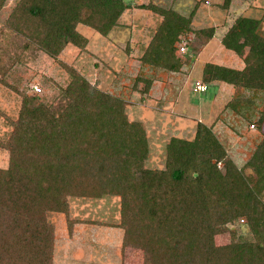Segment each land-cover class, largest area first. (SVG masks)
Returning <instances> with one entry per match:
<instances>
[{
  "label": "trees",
  "instance_id": "obj_1",
  "mask_svg": "<svg viewBox=\"0 0 264 264\" xmlns=\"http://www.w3.org/2000/svg\"><path fill=\"white\" fill-rule=\"evenodd\" d=\"M130 7L125 0H17L6 25L25 38L24 47L56 58L68 43L84 48L78 23L105 36ZM136 7L160 16L140 62L181 70L185 55L175 43L192 32L193 11L185 15L152 0ZM261 24V17L238 15L221 38L236 54L247 51L241 69L213 62L202 67L201 82L234 86L225 106L242 117L255 95L264 98ZM60 64L70 76L60 86L65 102L51 109L50 102L21 92L18 117L7 140H0L9 153L8 165L0 167V264H51L53 226L46 212H65L67 195L102 194L119 195L122 245L140 250L142 264H264V137L237 166L212 126L197 122L191 139L169 138L163 168L145 167V130L128 119L124 99ZM145 81L148 89L151 81ZM256 122H264V99ZM236 220L248 235L217 244L215 235Z\"/></svg>",
  "mask_w": 264,
  "mask_h": 264
},
{
  "label": "rangeland",
  "instance_id": "obj_2",
  "mask_svg": "<svg viewBox=\"0 0 264 264\" xmlns=\"http://www.w3.org/2000/svg\"><path fill=\"white\" fill-rule=\"evenodd\" d=\"M16 1L5 0L0 7L1 141L5 142L7 140L13 122L18 117L22 102L21 92H24L26 97L34 96L40 100L50 102L51 109H56L58 105L65 102L66 98L61 93L60 86L64 87L70 76L60 62L73 65L90 83L124 99V110L128 119L139 121L145 130L148 145L147 156L144 160L145 167L154 169L164 167L165 145L171 136L177 135L188 139L193 137L196 129V117L198 116L196 111L186 108L185 102L203 98L211 94L214 89L209 87L204 92L193 91L195 78H199L194 77V75H197L194 67L192 73L182 71L180 75L170 74L166 78L162 75L166 71L154 69L140 62L139 57L160 20V16L150 10L136 7L138 2L145 3L149 0H125L131 3V7L124 10L118 19L117 26H114L105 36L99 34L90 26L78 23L76 25L77 31L87 38L84 48L80 49L68 43L56 58L33 46L24 47L25 38L8 28L6 18ZM152 1L164 7L179 8L177 10L185 15H189L193 11L192 31H195L199 26L214 27L217 22H220L218 20L224 17V8H228V6L223 5L224 0ZM246 1L250 2V8L253 11L251 15L259 16V11L264 13V0ZM237 2L233 4V8L230 7L232 9L228 12L227 23L230 22L229 19L233 21L238 16ZM249 11L245 13H249ZM261 26L264 31V24H261ZM184 37L186 38L188 51L186 54H182L185 56L181 58L187 64L189 63V55L193 53L197 36L194 33L193 35L187 33ZM178 45L179 41L175 43V47H178ZM191 46H193V49H190ZM223 49L228 55H236L230 50ZM146 79L151 81L148 89H145ZM158 79L175 83L174 91L176 94L174 95L168 91L165 97V94L162 93L164 89L161 91L157 83L153 85L155 80ZM34 85H37L40 90H36ZM178 96L184 104L179 105V107L175 105L172 107V102L174 103ZM255 98V104L251 106L249 111H244L246 113L245 117L237 114L236 118H228L230 122L226 119V125L221 124L222 128L220 130H223L222 133L213 129L237 166L244 163V159L248 158L258 141L264 137V122L259 127L256 122L264 98L262 93L255 95ZM225 99V95H222L216 105L213 104L215 113L217 111L219 114L224 113L223 103ZM179 116L183 119L178 118ZM251 124H254V126H251ZM8 156V150L0 145V167L8 165ZM218 166L220 169H224L221 163H218ZM66 201L67 210L65 212H46V219L53 226V245L54 238L57 234H60L61 227L65 232L67 228L68 235L72 234V225L76 220L87 224L84 229H90L91 224L102 225V229L107 232L121 231V235H119L121 240L118 235H116V243L110 239V242L107 240L102 241L100 238H97V241L93 238L94 242L90 238L88 241L89 246L91 244L97 246V249L103 250V255H100V251L94 248L97 256H100L96 264H142L140 250L123 247L122 245L123 229L118 226L120 223L119 195H67ZM68 221L72 223L68 224ZM247 235L248 232L242 220H236L229 223L225 230L216 234L214 240L217 244H221ZM101 241L102 243H100ZM97 242L101 246L96 245ZM87 257L86 254L84 256L86 264H88ZM89 261L92 262L90 257ZM72 262L70 260L65 264H84L79 261ZM51 264H62L59 259L57 260L53 256V252Z\"/></svg>",
  "mask_w": 264,
  "mask_h": 264
},
{
  "label": "crops",
  "instance_id": "obj_3",
  "mask_svg": "<svg viewBox=\"0 0 264 264\" xmlns=\"http://www.w3.org/2000/svg\"><path fill=\"white\" fill-rule=\"evenodd\" d=\"M237 1H239V2H237ZM236 2L238 5V15H246V16H251V17H256V18L261 17L262 18V24H264V13L259 11L258 12L259 16L251 15L253 13V11H251L252 9L250 8L251 7L250 2L248 3L246 0H231L228 8H224V10H223L224 11V14H223L224 17L223 18L226 17L225 20H223V18L221 20H218L220 22H217L216 25H214V27H213L214 32H213L212 36L211 37H205L204 35H200V36L196 37L197 40L195 42V47L193 49V53H192V55H189V57H190L188 59L189 63L184 64V66L179 71H171V72H164L163 71L164 74H162V75L166 76V78H167L168 75H170V74L180 75V74H182V71H184V72L187 71L188 73L189 72L192 73L193 67H194L197 71V75H194V77H199V78H195V80H201L202 67H203L205 62H213V63L222 64V65H226L229 67L241 69L245 65L244 57H245L247 51H243L242 55H238L235 52H233L232 50L224 47L223 44L221 43V38L223 37V35L225 34V32L228 30V28L230 27V25L233 22L232 19H229L230 22L227 23L228 22V12H230V10L234 6L233 4H235ZM230 7H232V8H230ZM177 9L179 10V8H177ZM246 11H249L250 14L245 13ZM263 12H264V10H263ZM180 13H182V12H180ZM197 14H198V12H197ZM193 20H194V18H193ZM193 20L191 21V25L193 24L192 23ZM204 27H206V26H199V28H204ZM261 29H262V26H261ZM192 32H189V34L193 35ZM223 48L232 51L236 55L235 56L228 55V53H225ZM156 83L160 87L161 91L164 89L162 91V93L165 94V97L167 96L168 91H169V93L172 92L174 95L176 94V92L174 91V89L176 87L175 83H173V82L169 83L167 81H162L160 79L155 80L153 85ZM207 85H208V88L210 87V88L214 89V91L211 94L206 95L203 98H198L197 100H193V101L188 100L185 102V104H186L185 106H186V108H190L191 110L197 112L198 117H196V123L197 122H203L206 125L212 126V129L217 130L220 133H222L223 130H220L222 128L221 124L226 125V123H227V122H225L226 119L230 122V120H229L230 118H236V116H237V113L234 110H231L230 108H228L224 105L232 98V95L234 93V86L231 84L225 83L223 81H218V80H214V81L208 83ZM166 86H167V88H166ZM165 89H167V90H165ZM244 92L247 94L249 93L248 90H244ZM222 95H225V97H226L225 102L223 103L224 113L219 114L218 111L215 113V111H214L215 108L213 107V104L215 106L216 103L219 101V97H221ZM255 100H256V98H254V103L251 102L252 105L255 104ZM181 104H184V102L180 101L179 96H178L176 101H174V103L172 102V107H173V105L179 107V105L181 106ZM181 108H183V107H181ZM178 118L183 119V117H180V116ZM174 136H177V135H174ZM245 160L246 159H244V161ZM59 225H60V223H59ZM86 225L87 224H85V222H81V221L76 220L74 222V224L72 225V234L71 235H68L67 228H66V232H65L63 230V228L61 226H59V227H61V231L59 232L60 234L56 235V237L57 236H59V237L54 238L53 256L55 258H57V260L59 259V261H61L62 264L68 263L70 260L73 261L72 263L79 261V262L86 264L84 262L85 261L84 256L86 254L88 256L86 258V260L88 261V264H96V262L99 261L100 256H97V252L94 250V248L96 250L100 251V255H103V250L100 248L97 249V246H93L91 244L89 246V244H88L89 239L91 238L93 240V238H94V240L97 241V238H100L102 241L107 240L108 242H110V240H112V242L114 241L116 243L117 242V240H116L117 236L116 235H118V237H119V235H121V231H114V232L108 231L107 232V231L102 229V225H97V224H94L96 226L91 224L92 227L90 229H84V226H86ZM90 231H92V233H90ZM113 235H114V237H113ZM119 238L121 240V236ZM102 241L100 243H102ZM96 245H99V243L97 242ZM99 246H101V245H99ZM73 257H74V259H73ZM89 257L92 260V262L89 261Z\"/></svg>",
  "mask_w": 264,
  "mask_h": 264
},
{
  "label": "built area",
  "instance_id": "obj_4",
  "mask_svg": "<svg viewBox=\"0 0 264 264\" xmlns=\"http://www.w3.org/2000/svg\"><path fill=\"white\" fill-rule=\"evenodd\" d=\"M186 38L184 37V35H182L180 37L179 40V45L177 48V52L179 54H186V52L188 51L187 47H186ZM34 88L36 90H40V88L37 85H34ZM208 89V85L204 82H201L200 80H195L193 83V91L195 92H204ZM251 126H254L253 124H251Z\"/></svg>",
  "mask_w": 264,
  "mask_h": 264
}]
</instances>
